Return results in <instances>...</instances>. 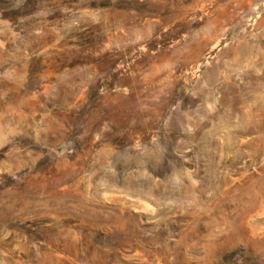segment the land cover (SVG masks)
Wrapping results in <instances>:
<instances>
[{
	"label": "rangeland",
	"instance_id": "obj_1",
	"mask_svg": "<svg viewBox=\"0 0 264 264\" xmlns=\"http://www.w3.org/2000/svg\"><path fill=\"white\" fill-rule=\"evenodd\" d=\"M0 264H264V0H0Z\"/></svg>",
	"mask_w": 264,
	"mask_h": 264
}]
</instances>
